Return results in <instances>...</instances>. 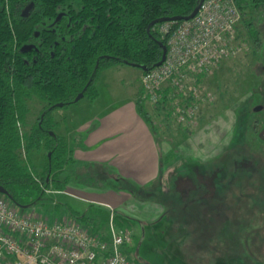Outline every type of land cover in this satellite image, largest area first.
Wrapping results in <instances>:
<instances>
[{
	"label": "rangeland",
	"instance_id": "374dc122",
	"mask_svg": "<svg viewBox=\"0 0 264 264\" xmlns=\"http://www.w3.org/2000/svg\"><path fill=\"white\" fill-rule=\"evenodd\" d=\"M247 12V16H241L230 55L197 84L199 93L192 102L197 108L193 121H179L175 105L185 103L186 96L178 93L175 97L173 89L169 90L170 98L169 94L166 95L168 101L165 108L161 106L157 109L156 104L144 100L145 107L150 105L153 108L147 111L161 153V171L166 180L162 182L161 178L162 187L171 190V193L162 198V195L157 197L143 193H139L138 197L152 196L153 202L176 204L191 199L206 204L205 215L211 213L207 204L216 206L223 202L228 208H217L211 216L215 219L213 222L209 221L210 218L202 221L195 217L194 220L184 219L180 210L166 209L165 214L175 219L171 228L162 226L158 234L162 241L159 245L167 242L174 246L175 259L171 262L163 255L157 264H264V14ZM254 20L258 21L263 41L260 47L250 36L249 29ZM142 72L125 64L105 69L96 83L100 100L92 101L86 97L53 110L55 133L66 138L70 149L83 147L86 133H77V128L99 109L101 103L110 99V95L120 94V98H126L137 94L141 85L143 90ZM27 103L29 113L26 124L21 125L23 133L38 124L46 107L35 97ZM46 155L45 150L34 151L31 155L33 164L29 161L31 169L33 165L37 168L38 173L35 174L38 180L41 179ZM76 162L67 167L73 178L66 191L78 197L50 190L47 192V207L36 206L32 211L42 219L62 222L71 218L73 209L77 211L74 215L89 216L95 220L93 228L82 225L98 235V230L109 229L110 232L111 224L118 229L112 211L110 216L100 205L83 198H101L119 186L132 190L131 184L119 179L121 175L116 167ZM187 175L190 177L186 178ZM160 184L154 187L158 188ZM58 205L61 208L57 209ZM194 223H201L199 229ZM146 239L145 251L149 253L146 259L155 264L159 251L153 248L161 247L155 246L151 235ZM138 245L137 241L136 249ZM132 259L136 261L134 256Z\"/></svg>",
	"mask_w": 264,
	"mask_h": 264
},
{
	"label": "trees",
	"instance_id": "16d2710c",
	"mask_svg": "<svg viewBox=\"0 0 264 264\" xmlns=\"http://www.w3.org/2000/svg\"><path fill=\"white\" fill-rule=\"evenodd\" d=\"M29 1L0 0V186L8 192L3 196L25 211H32L36 206L46 208L47 191L65 195L71 185L73 173H69L67 167L77 162L66 138L55 133L52 113L57 105H72L81 93L92 101L98 99L96 83L100 74L117 64L156 68L163 53L160 44L167 46L157 28L165 23L164 19L181 18L175 24L182 23L200 2L33 0L39 11L31 19H21L15 7ZM236 2L243 17L248 15V10L264 14V0ZM64 10L68 16L54 28L42 25L43 21H55ZM252 24L250 36L260 47L263 41L258 21ZM30 45L31 49L24 50ZM169 93V90L164 92L165 96L156 104L157 109L165 108ZM33 97L46 104L39 118L41 126L38 123L23 133L21 125L26 124L29 113L27 101ZM137 105L139 113L150 123L144 99L138 100ZM41 150L47 155L38 180L37 168L33 165L31 169L29 161L33 164L32 153ZM195 203L192 211L180 212L189 214L188 218L193 220L194 217L200 221L210 218L213 222L212 213L221 206L227 208L223 202L216 206L209 204L211 213L205 215L206 204ZM75 212L71 210V218L87 225L88 218L74 215ZM194 224L199 229L201 223Z\"/></svg>",
	"mask_w": 264,
	"mask_h": 264
},
{
	"label": "built area",
	"instance_id": "2783aa9c",
	"mask_svg": "<svg viewBox=\"0 0 264 264\" xmlns=\"http://www.w3.org/2000/svg\"><path fill=\"white\" fill-rule=\"evenodd\" d=\"M241 16L236 0H204L192 20L159 26L167 57L143 74L142 99L157 104L173 89L175 97L179 93L188 101L175 105L179 121H193L198 79L230 55ZM34 213L0 194V264H136L125 253L133 241L131 230L111 224L104 238L75 218L51 222Z\"/></svg>",
	"mask_w": 264,
	"mask_h": 264
},
{
	"label": "crops",
	"instance_id": "0c3cea01",
	"mask_svg": "<svg viewBox=\"0 0 264 264\" xmlns=\"http://www.w3.org/2000/svg\"><path fill=\"white\" fill-rule=\"evenodd\" d=\"M143 72L141 74L142 80ZM141 89L137 94L129 97L120 98V94L110 95V99L101 103L99 109L79 128L77 133H86L83 147H74L72 154L74 159L79 162H94L98 166L106 168H117L120 172V180L131 184L132 190L127 186H119L116 190L109 191L101 198H83L104 208L110 213L113 209V219L118 229L128 228L133 232V241L125 247V253L136 264H153L146 259L144 245L146 237L152 236L159 254L156 256L155 264L165 255L169 261L175 259L173 254L174 246L167 242L161 243L159 233L162 226L172 225L175 219L165 214L166 209L181 212L196 207L194 201L188 200L184 203H172L154 201L152 196L147 198L138 197L139 193L146 195H164L167 196L171 190L162 187V182H166L161 171V153L158 148L157 139L154 135L149 122L139 113L137 101L141 98ZM101 97V96H100ZM100 97L97 100H100ZM96 101V100H95ZM146 111L152 110V106L146 105ZM165 149H168L164 145ZM181 177V176H180ZM190 176L187 175L186 178ZM162 178V182H161ZM185 178V177H183ZM161 182V184H160ZM160 184L158 188L154 186ZM156 189V190H155ZM70 190V189H69ZM193 190V189H190ZM65 195L77 196V194L66 191ZM69 192V194H68ZM178 193V192H177ZM183 193V192H182ZM188 193H191L188 191ZM192 194V193H191ZM185 199V198H184ZM183 204V205H179ZM208 209L210 205L207 204ZM182 218L189 219V214H180ZM179 216V215H176ZM88 217L87 226L93 228L96 226L95 220ZM96 232V230H95ZM104 238L110 235L109 229L106 231H97ZM137 241L139 245L137 246ZM152 244V243H151ZM148 246V245H147ZM132 247V250H131ZM145 247V248H144ZM151 248V249H152ZM133 250L134 253H133ZM136 258V261L132 257ZM166 259V263H168Z\"/></svg>",
	"mask_w": 264,
	"mask_h": 264
},
{
	"label": "flooded vegetation",
	"instance_id": "af4514ba",
	"mask_svg": "<svg viewBox=\"0 0 264 264\" xmlns=\"http://www.w3.org/2000/svg\"><path fill=\"white\" fill-rule=\"evenodd\" d=\"M15 11H16L17 16L20 17L21 19H31L33 14H35L37 11H39V8L36 6V1L30 0L27 3H21V4L17 5L15 7ZM67 16H68L67 11H65V10L61 11V12H59L57 19L55 21L54 20L49 21V23H48V21H43L42 25H44L47 28H54L55 25L58 24V22H61L62 19L67 17ZM69 26H70V23H67V27H69ZM31 48H32L31 45L26 46L24 48V50L25 49L29 50ZM38 123L41 126V122L39 121Z\"/></svg>",
	"mask_w": 264,
	"mask_h": 264
},
{
	"label": "water",
	"instance_id": "95a60500",
	"mask_svg": "<svg viewBox=\"0 0 264 264\" xmlns=\"http://www.w3.org/2000/svg\"><path fill=\"white\" fill-rule=\"evenodd\" d=\"M203 1L204 0H200L198 7L195 9V11L189 17L184 19L185 21L192 20L197 15V13L200 10V7H201ZM181 20H182L181 18H172V19H164L163 22H177V21H181ZM156 23L157 22L153 23V25H155ZM160 46L162 48L163 53H162L161 61L156 64V67L161 66L164 63V61L166 60V57H167V46L164 45L163 43H161ZM137 68L142 70L143 72H148L150 70L146 66H139ZM83 98H84V94L81 93L80 95H78V97H76L75 102L77 103L80 100H82ZM63 106H64V104H58L57 105L58 108H62ZM51 134L53 135L54 133L52 132ZM7 193L8 192L2 186H0V194L5 196V195H7Z\"/></svg>",
	"mask_w": 264,
	"mask_h": 264
},
{
	"label": "bare ground",
	"instance_id": "6f19581e",
	"mask_svg": "<svg viewBox=\"0 0 264 264\" xmlns=\"http://www.w3.org/2000/svg\"><path fill=\"white\" fill-rule=\"evenodd\" d=\"M167 49H168V47H167Z\"/></svg>",
	"mask_w": 264,
	"mask_h": 264
}]
</instances>
